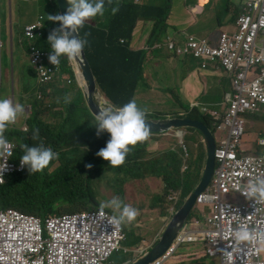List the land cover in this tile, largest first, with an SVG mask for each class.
<instances>
[{
  "label": "clouds",
  "instance_id": "1",
  "mask_svg": "<svg viewBox=\"0 0 264 264\" xmlns=\"http://www.w3.org/2000/svg\"><path fill=\"white\" fill-rule=\"evenodd\" d=\"M17 1L19 0H5L6 22L9 28L5 30L4 44L1 41L0 29V185L4 184L5 172L17 170L26 175L28 172L38 173L46 170L50 173L54 171L53 168L51 170L49 168L54 164L52 161L58 158L59 153L49 147H38L37 136L42 128L38 125L40 120L37 119L35 111L32 114V109L35 102L43 103L45 101V95L49 92L46 86L62 80L67 85L72 83L79 85L81 97L85 103V111H81L80 118L75 124L79 131L86 134L76 140L75 144L82 148L87 147L88 144L91 145V154L93 153V156L105 166L108 161L112 167H118L115 178L118 180V189L116 190L120 198L114 197L100 202L97 197L98 193L92 185L93 181L98 179L91 173L93 165L90 162L82 161L80 162L83 167L82 172H87L90 175L88 187L94 193L96 205L91 201L84 206L56 202L53 211L44 216L11 205L0 206V221L9 214L6 220L21 231L30 233L37 230L39 233L40 230L41 232L42 247L40 250H25L19 256H10L9 264H186L185 261L189 259L188 255H197L198 257V254L195 250L182 253L181 249L198 247L201 240L205 242V256H213L228 264H241L238 259L229 257L232 250L229 242L232 238L227 237V233L229 226L235 227L243 221L248 214V207L242 215L221 212L212 226L209 238L208 233L203 234L200 230L195 229L193 214L208 202L218 201L221 194L231 187H235L245 198L254 200V202L264 199V132L255 136L253 144H247L244 139L245 116L264 111V102L254 99L249 90L251 85L257 81L264 88V71L253 79L248 78L252 68L261 62L264 52L262 43L258 48L254 38L251 42L248 41L249 24L256 22L261 2L256 5V0L224 1L228 20L241 26V33L237 35L236 42L240 46V50L244 51L248 61L246 68L237 75L233 82V92L230 93L227 90L223 93L208 88V100L203 96L194 100L181 99L182 106L179 107L178 100L180 101V97L182 98V93L179 92L178 95L176 92L178 86L173 83L174 75L168 72L162 73L160 78L152 83L149 76L145 75L144 66L150 54L156 52L171 59L186 61L191 65L190 69L201 71L200 67H208V60L200 62L201 45L208 41V29L205 31L207 33L205 35L201 32L184 30L176 33L170 31L172 27L168 22L169 17L173 10L178 13L182 10L184 0H138L140 4L136 3V0H31L24 7L26 12L24 18H20L15 13ZM128 2L151 8L166 6L164 19L166 28L158 34L157 38L151 39V35L155 29L156 17L154 14L157 15L158 11L151 12L149 10L141 11L135 17L129 38H118L120 44H127L126 48L130 52H142L141 67L146 84V87L143 88H149L151 94L139 93L135 86L121 95L126 104L120 106L113 103L97 86L103 101H98L96 98L97 103L92 108L89 105L88 84L82 71V65L86 60L92 72L90 61L86 55V50L92 41L90 34L96 33V31L107 33L108 29L105 24L99 26L98 21L112 20ZM208 3L209 1L204 6L208 7ZM188 5L186 4V6ZM110 6L115 7H112L111 12H108ZM136 34L143 37L139 46L135 45ZM20 35H23L29 42L27 54H21L19 58L21 66L24 60L29 63V72L26 76L21 72L18 75L14 68V53L22 50ZM3 46H5L4 50H2ZM103 46L102 38L99 42V49L103 50ZM214 51L217 53L214 54ZM237 58L239 55L236 47L216 48L211 54L209 65L224 70L229 68L231 62ZM115 62L118 64L119 60H115ZM5 69L9 77L7 93L6 87L2 85ZM185 74L186 71L181 75V78ZM92 75L96 83L93 72ZM240 83H244L245 87L241 88ZM139 88L142 89L141 86ZM164 93H167L169 97ZM238 97L255 103V106L236 111L234 118L240 122L241 131L237 141H234V136L231 133L233 126L226 123V119L233 101ZM217 104L220 105L219 109L215 107ZM93 115L92 122L85 121ZM202 118H207L208 123ZM151 119L154 121L176 119L201 121L212 136L213 159L214 153L218 149L228 143L234 144L233 153L237 159L253 158L258 161L259 175L254 178L244 177L239 181L221 186L214 160L209 179L195 195L190 209L178 224L175 234L167 246L157 256L141 263L159 243L174 215L195 190L188 192L181 202L176 201L170 205L165 225L151 238L135 236L131 239V233L128 231L129 243L125 245L124 249L128 255L118 253L121 244L106 249H99L90 244L85 229L96 222L92 214L99 206L101 210L110 206L120 210L118 215L111 216L108 221L103 215L97 217L104 223L109 222L115 228H120L125 223H129L128 226H133L136 229H140L144 225V222L137 216V209L121 200L123 192L121 186L133 178L132 169L122 166L130 151L129 146H134L145 140L148 142L154 136L153 132L155 134L165 133L173 129L176 132H183L181 136H177L176 132L175 135L180 138L178 143L181 150L185 152L186 148L181 143L182 136L186 130H197L205 149L204 157L198 155L191 161L187 170L184 171L186 166L182 168L180 166L176 171H171V176L177 177L181 174L192 173L200 181L205 173L208 156L207 140L198 127L191 124H170L165 128L155 130L153 127L150 128L149 120ZM100 134H102V138L99 139V147L94 149L93 144ZM108 134L109 140H107ZM53 147L64 148L54 144ZM18 149L19 153L15 164L14 157ZM165 153L166 151L158 152V155L163 156ZM85 166L89 169H86ZM193 166H195L194 169ZM161 182L164 187L163 195L168 194L170 200L171 192L167 188L163 176L159 183ZM108 185L111 189L115 187L113 184ZM73 214H76L75 218ZM49 219H56L52 221L54 225H47ZM38 221L44 226L43 231L41 225H38ZM234 239L238 243H243L252 240L253 236L248 228L240 227L234 230ZM112 256H114L113 259H111ZM0 264H2L1 261Z\"/></svg>",
  "mask_w": 264,
  "mask_h": 264
},
{
  "label": "rangeland",
  "instance_id": "2",
  "mask_svg": "<svg viewBox=\"0 0 264 264\" xmlns=\"http://www.w3.org/2000/svg\"><path fill=\"white\" fill-rule=\"evenodd\" d=\"M28 1L31 0H19L15 6V13L20 18H24L26 15L25 5ZM115 6H110L108 12H111V8ZM6 5L5 0H0V21H1V41L4 44L5 30L8 27L6 22ZM88 30V29H87ZM89 31V30H88ZM91 32V31H90ZM21 48L22 50L14 53L15 62L14 68L18 75H25L29 72V63L24 60L23 65L19 63V58L21 54H27L28 49V40L20 35ZM3 46L2 50H4ZM18 57V59H17ZM130 64L134 62L129 61ZM137 92L143 93L145 95H150L151 90L149 88L140 89L137 87ZM62 94L67 96V100L63 101H50L47 100L44 102L40 109L43 115L49 116L52 112H59L62 115V120L66 129L70 131L59 132V128L56 126L57 120H52L53 129L43 128L38 132L37 136V145L38 147H49L54 152L59 153L57 159L53 160L54 163L49 170H53L61 167L64 169L67 174H79L83 171V167L80 165V162L87 161L90 162L93 167L91 168V173L97 177L92 183L93 188L97 191L98 199L100 202L107 201L112 198H120L116 189H118L117 184L118 180L115 178L116 170L118 167H112L109 165V162L106 161L107 165L101 164L98 158L92 156L90 152L91 145L82 148L80 146H75V144L69 143L71 147L67 148H54L53 144L56 140L71 141L79 140L85 132H81L76 128V121L80 118L81 115V106L77 94L72 89L65 90ZM167 97L169 95L164 93ZM71 103V106L68 105ZM219 109L220 105H215ZM93 116L88 117L85 121L92 122ZM246 125H245V135L244 139L247 144H253V139L257 134L264 132V111L258 112L256 114H249L245 116ZM197 130L189 129L186 130V133L181 138V143L184 144L186 150L185 152L181 150L178 143L179 137L183 134L181 131L175 135L176 130L170 129L165 133L155 134L151 140L143 142H138L134 146H129L130 151L125 158V162L122 166L135 169V173L132 175V179H129L125 182L121 188L123 190L121 200L126 204L135 207L138 211V217L144 222V225L140 229H136L133 226H128L129 223L122 224L120 228L113 227L109 222L104 223L102 219L97 218L98 215L107 219L113 215L119 214V209H113L111 206L109 208L100 209V206L96 210L92 217L96 222L85 229V233L88 238V242L99 249H106L117 244H121V248L118 250V253L123 255H128L125 249V245L129 243L128 231L131 233V239L135 236H141L144 238H151L154 236L166 223L168 218V208L172 202L168 199V194L163 195L164 187L162 182L159 183L161 177H154L147 173L144 168L152 160L161 158L163 159V164H165L167 158L165 156H159L158 152L166 151L169 148H176L178 150V155L175 157V166L169 165L168 170L173 171L174 168L186 166L184 171L188 169L191 161L196 158L198 155L204 157L205 149L201 142L200 133ZM96 133V132H95ZM97 135V134H96ZM102 138V134L97 136V141L93 144L94 149L99 147V139ZM110 136L108 134L107 140ZM86 169H89L85 166ZM193 169L195 166L192 167ZM49 173L46 170H43L38 173H27L25 178L28 176L37 174L38 176H44ZM121 175V173H120ZM15 174L13 172H5L4 182L6 180L14 179ZM159 183L157 189L156 186ZM108 184H113L115 187L111 189ZM158 197V198H157ZM22 203V202H21ZM9 215V214H8ZM8 215L2 219V222L8 218ZM73 217H76V214H73ZM56 219L47 220V225H54L52 221ZM38 225H41V230L43 231L44 226L41 222L38 221ZM56 228V226H54ZM66 232V229H64ZM192 250L201 254V249L199 247H191L190 249L182 248L180 252L187 253ZM8 251V248L7 250ZM114 256L111 257L113 259ZM186 264H200L203 262L208 263V257H197V255H188ZM215 260V258H213ZM210 264H215L214 261H210Z\"/></svg>",
  "mask_w": 264,
  "mask_h": 264
},
{
  "label": "crops",
  "instance_id": "3",
  "mask_svg": "<svg viewBox=\"0 0 264 264\" xmlns=\"http://www.w3.org/2000/svg\"><path fill=\"white\" fill-rule=\"evenodd\" d=\"M207 1H209L208 7H206V5L204 6ZM224 1L225 0H184L182 10L179 13L173 10L168 20L172 27L170 31L173 33L184 30L197 33L201 32V34L205 35L207 34L205 31L208 29V41L202 44L200 52V62L202 63L208 60V67H200L201 71L190 69L191 65L188 62L180 61L179 59H171L156 52H152L145 63V75L149 76L152 83L155 82L157 78H160L162 73L166 74L168 72L174 75L175 79L173 83L178 86L176 92H178V95L179 92L182 93V98L180 97V101L178 100L179 107L182 106L181 99L194 100L195 98L203 96L208 100V88L223 93L229 90L230 93H232L235 78L247 66L248 61L244 51L240 50V46H238L236 42L237 35L241 33V26L228 20V15L224 9ZM135 2L140 4L138 0ZM186 4L189 5L186 6ZM134 40H136L135 45L139 46L143 37L136 34ZM255 45L258 48L261 47V40L259 37L255 40ZM224 47H236L239 58L232 61L230 67L227 69L222 70L221 68H213V66L209 65L213 50ZM185 71L186 74L181 78V75L185 73ZM262 71H264V52L261 62L252 68L248 78L253 79ZM2 85L6 87L7 93L9 89V77L6 69L3 71ZM46 87L49 92L46 93L44 102L47 100L51 102L67 100V96L62 93L67 89H72L77 94L80 101V110L82 112L85 111V103L81 97L79 85H75L74 83L67 85L64 81L58 80L56 84H51ZM43 103L35 102L32 109V114L35 111L37 119L40 120L38 124L39 127L42 129L46 127L53 129L52 120L56 119V126L59 128V132L70 131L65 128L62 115L59 112H52L49 116L42 114L40 107ZM68 105L71 106V103H68ZM153 135H155V132H153ZM75 141L76 140H56L54 145L67 148L71 147L68 145L69 143L75 144ZM75 146L78 145L75 144ZM166 153L167 155L172 154L175 157L179 156L176 148H169L166 150ZM199 185L200 180L196 179L192 173L178 175L175 182L167 186L171 192V205L176 201L181 202L188 192L196 190ZM16 198L17 197H15L14 201ZM249 201L250 199L245 198L235 187H231L221 194L218 201L208 202L193 214L194 227L203 234L208 233L209 238L212 226L221 212H233L237 215H242L247 209ZM217 264L228 263L217 260Z\"/></svg>",
  "mask_w": 264,
  "mask_h": 264
},
{
  "label": "trees",
  "instance_id": "4",
  "mask_svg": "<svg viewBox=\"0 0 264 264\" xmlns=\"http://www.w3.org/2000/svg\"><path fill=\"white\" fill-rule=\"evenodd\" d=\"M145 10L158 11L157 15L154 14L156 17L155 29L151 35V39H155L166 28L164 23L166 6L151 8L135 5L132 2H128L112 20L107 22L106 20L98 21L99 26L105 24L108 29L107 33L96 31V33L90 34L92 41L86 50V55L90 61L96 84L113 103L120 106L126 104L124 99L121 98L125 91L133 89L135 86L146 87L143 68L141 67L142 52H130L126 48L127 44L122 45L118 42L119 37H130L129 34L135 17ZM102 38L104 48L100 50L99 42ZM115 60H119V63L115 64ZM129 61L134 62V64H130ZM202 119L208 123L207 118ZM209 122L211 123L210 120ZM18 153L19 149L16 150L14 157L15 164L17 163ZM163 156L167 158L165 164H163V159L157 158L150 161L144 170L156 177L163 176L166 186H168L176 180V177L171 176V171L168 170L169 165L175 166V156L172 154L167 155V153ZM101 164L103 163L101 162ZM177 168H174L173 171H176ZM132 171L134 174L135 169H132ZM12 172L15 174L14 179L6 180L4 184L0 185V206L15 205V207L22 210L44 216L53 211L56 202L73 206H84L89 201L93 202L94 205L97 204L94 193L88 187L90 175L87 172L75 175L67 174L63 168L59 167L44 176L34 174L27 178L17 170ZM15 197L17 198L14 201ZM198 247L201 249V254L197 252L198 257H205L204 240L199 242ZM206 257H208V263L203 262L200 264H210V261L217 264L215 257L210 255Z\"/></svg>",
  "mask_w": 264,
  "mask_h": 264
},
{
  "label": "built area",
  "instance_id": "5",
  "mask_svg": "<svg viewBox=\"0 0 264 264\" xmlns=\"http://www.w3.org/2000/svg\"><path fill=\"white\" fill-rule=\"evenodd\" d=\"M259 2H261L260 13L256 22L249 24L248 41L251 42L253 38L255 41L257 37H260L261 43L264 45V0H256V5ZM215 53L217 52L214 51ZM240 87L244 88L245 84L240 83ZM249 90L254 99L264 102V88L258 81L254 82ZM249 106H255V103H250L241 97H238L231 105L226 123L233 126L231 133L234 136V141H237L241 131L240 122L234 118L235 113L237 110ZM233 147L234 144L228 143L214 153L221 186L239 181L244 177L254 178L259 175L258 161L253 158L237 159L233 153ZM240 227L248 228L253 239L243 243L236 242L234 230ZM40 235V230L39 233L37 230L26 233L7 220L0 221V261L2 264H9L10 256H19L25 250H40L42 247ZM227 237L232 238L229 242L232 247L229 253L230 258L238 259L241 264H264V199H259L256 202L250 200L248 214L237 226H229ZM7 248L8 251H6Z\"/></svg>",
  "mask_w": 264,
  "mask_h": 264
},
{
  "label": "water",
  "instance_id": "6",
  "mask_svg": "<svg viewBox=\"0 0 264 264\" xmlns=\"http://www.w3.org/2000/svg\"><path fill=\"white\" fill-rule=\"evenodd\" d=\"M82 71H83V75H84V77L87 81V84H88L89 105L93 108L94 105L97 103V100L103 101V98H102L101 94L98 92L97 85L93 79L92 72H91L90 67H89L86 60H84V64L82 65ZM96 98H97V100H96ZM91 111L94 112L92 109H91ZM149 124H150V128L153 127L155 130H158L160 128H165V127L169 126L170 124H173V125L191 124V125L198 127L204 133L205 138L207 140L209 155L207 156L205 173H204V175L200 181V185L191 194L189 199L179 209V211L174 215L171 223L169 224V226L165 230V232H164L161 240L159 241V243L153 248V250L149 253V255L145 258V260H143L141 263L157 256L167 246L170 239L175 234V231L178 227V224L181 223V221L183 220V218L187 214L188 210L190 209L195 195L197 194L198 191H200L203 188V186L205 185V183L209 179L211 172L213 170V166H214V159H213V147H214V145H213L212 136H211L210 132L208 131V129L206 128V126L201 121L198 122V121L189 120V119L154 121L153 119H151V120H149Z\"/></svg>",
  "mask_w": 264,
  "mask_h": 264
},
{
  "label": "bare ground",
  "instance_id": "7",
  "mask_svg": "<svg viewBox=\"0 0 264 264\" xmlns=\"http://www.w3.org/2000/svg\"><path fill=\"white\" fill-rule=\"evenodd\" d=\"M78 65V62L76 63ZM80 77V76H79ZM81 79V78H80ZM82 81V80H81ZM176 134H178V132H176Z\"/></svg>",
  "mask_w": 264,
  "mask_h": 264
}]
</instances>
